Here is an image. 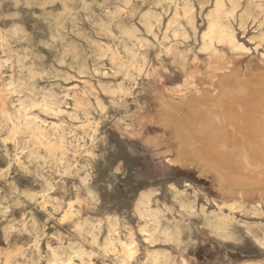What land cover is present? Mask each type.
<instances>
[{"label":"rangeland","instance_id":"rangeland-1","mask_svg":"<svg viewBox=\"0 0 264 264\" xmlns=\"http://www.w3.org/2000/svg\"><path fill=\"white\" fill-rule=\"evenodd\" d=\"M261 56L264 0H0V264H264V204L233 206L252 185L216 174L185 130L217 135L203 112L241 83L163 105L159 127L153 101L216 59Z\"/></svg>","mask_w":264,"mask_h":264},{"label":"bare ground","instance_id":"bare-ground-1","mask_svg":"<svg viewBox=\"0 0 264 264\" xmlns=\"http://www.w3.org/2000/svg\"><path fill=\"white\" fill-rule=\"evenodd\" d=\"M217 5L219 7L220 3L216 4L215 6ZM219 9L221 8L219 7ZM211 22L209 23L211 24ZM216 24L209 25L210 28L209 29L207 28L209 31H211L210 32L211 34H212V29L215 27ZM216 28L214 32L218 30V28L217 30ZM219 30L222 31L223 28ZM225 31H222V32H225ZM204 32H207V31H204ZM217 34L221 35L220 33H217ZM233 34L222 36V38L219 39L220 41L218 42L227 45L231 50H234L237 52L238 51L244 52L243 48H241L238 45V42L234 38ZM202 35L205 36V33ZM210 37L212 36H209V38ZM202 38L204 39L203 36ZM216 38L217 39L215 41L218 40V37ZM212 39L214 38H211V40ZM203 46H205V44ZM201 48L204 49V47L202 46ZM213 54L214 53H212V55ZM261 57H264V56H261ZM217 67H223V69L214 71ZM247 67L248 68L245 69L244 71L242 69V65L240 64V61L237 59H233L229 63H224L223 61L216 59L210 64L209 72L205 76H201V74L196 71H190V72L183 73V81L181 82L180 85H177L175 88H170L168 86H162V87L157 88L156 94L153 99L155 103V117L154 118H155V125L159 127L156 121L157 113L159 112L160 108L163 107V105L166 108L170 105H180L181 106V105L189 104L191 102H196L197 100L202 99L204 96L215 95L216 92L218 91L219 84L221 81L227 80L230 78H235L236 80H238L241 83L237 91L238 93L234 94L232 92V94L229 96H224V95L220 96V100L219 102L217 101V105H215L214 107L210 106L208 110L203 112V114H207V115H202V116L208 117L210 119V121L205 124L204 129H206L209 126L215 114H219L221 116L222 128L217 135H215L211 139L203 140L194 134L197 132H195L190 122L187 125H185V130H186V133L190 137L194 138L197 141L195 144V149L199 153L200 158L204 160L207 166L212 168V170L216 174L224 177L231 183L235 182L238 185L249 183L252 185L251 188H239L241 187L239 186L236 189L232 190V192L234 191L235 193L233 197L229 198L232 201L231 202L232 205L233 206L240 205L241 207L245 203H250L256 207L261 203L264 204V66L260 63H251ZM162 100H165L164 102L165 104H162L163 103ZM199 111L197 110L196 112H199ZM188 113L190 117V114L192 113L190 112ZM189 121L191 120L189 119ZM28 128L31 131H34L37 129V128L31 127V123L28 124ZM162 129L169 133L168 135L169 137L167 138V141L168 143L171 144L172 148L174 149L173 146L175 145V142L172 139V136H173L172 132L165 128H162ZM169 161L173 164L172 157L169 159ZM177 166L180 167V165H177ZM146 199H147L146 197H143L140 201V205L142 206V208L144 206L142 204H144V202H147V201H144ZM231 208L233 207L231 206L230 210ZM141 211H144V210H141ZM146 212L147 211L144 212L141 218L142 217L147 218L149 216L148 215L149 213L147 212L146 214ZM139 216H140V213H139ZM144 241L147 242L148 244H151L150 235L145 236ZM111 242L109 243L111 244ZM130 244L132 245L133 242H131ZM126 246L128 247L129 244H127ZM154 257L156 258L155 255Z\"/></svg>","mask_w":264,"mask_h":264}]
</instances>
